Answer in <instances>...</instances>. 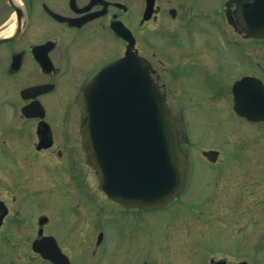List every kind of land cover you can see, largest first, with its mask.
I'll return each instance as SVG.
<instances>
[{"label": "flooded vegetation", "instance_id": "flooded-vegetation-1", "mask_svg": "<svg viewBox=\"0 0 264 264\" xmlns=\"http://www.w3.org/2000/svg\"><path fill=\"white\" fill-rule=\"evenodd\" d=\"M178 37L198 45L207 38L237 48L238 44L263 47L264 0H0V246L6 256L0 264H55L34 250L36 242H44L41 248L57 254L60 264H76V255L82 257V264L247 263H238V256L198 259L201 251L211 248L201 242L202 237L213 241L224 238L227 231L234 239L233 248H238V181L229 188L215 186L213 197L222 195L220 209L209 216L197 212L194 228L192 216L180 221V228L173 227L174 218L169 216L163 219L160 233L145 229L126 236L124 252L129 259H112L113 242L105 237L100 217L111 211L100 204L118 206L125 213L159 212L126 209L102 192L82 147L77 95L103 68L132 51L147 63L170 104L168 86L175 89L171 92L179 90L184 78L180 72L193 69L205 77L202 70L208 71L209 64L200 56L189 67L192 56L168 46L184 64L171 63L160 47ZM158 56L172 66L167 83L155 67L162 62ZM245 77L264 84L246 69L228 84L226 101L238 119L264 122L236 114L233 88ZM171 113L184 121L172 109ZM182 133L184 149L190 141L187 133L183 140ZM203 154L215 163L220 160L218 151ZM222 172L218 170L216 177ZM259 183L256 180L253 186ZM50 196L61 211H49L44 205ZM252 203L250 219L257 226L264 224V196H256ZM140 220L141 226L150 225L149 220ZM201 221L211 226L202 227ZM258 237L254 252H264V232ZM253 260L260 263V255Z\"/></svg>", "mask_w": 264, "mask_h": 264}, {"label": "rangeland", "instance_id": "rangeland-1", "mask_svg": "<svg viewBox=\"0 0 264 264\" xmlns=\"http://www.w3.org/2000/svg\"><path fill=\"white\" fill-rule=\"evenodd\" d=\"M197 43L192 40L183 41L181 37H178L174 42L165 41L160 47L169 61L178 66L184 64L178 59L180 54L168 51V46L179 47L187 52L188 56H192L193 61H188L189 67L197 64L195 59L200 56L207 59L209 63L206 67L208 71L202 70L207 72L205 77L198 75L193 69L181 71L180 74L184 78L179 90L175 93L171 92L170 90L174 88L170 86L167 90L169 107L178 118L184 117L185 129L182 138L184 140L183 136L187 133L188 142L190 141V144H184L190 160L186 189L173 203L156 211L159 212L158 214L139 213L138 210L125 213L118 206L101 205L98 199L101 209L111 211L100 218L104 223L106 239L113 242L112 259L114 260L130 258L124 251L126 236L131 233H138L145 229L160 233L163 229V219L169 216L174 218L173 227L180 228L183 226L180 221H184L186 217L192 216L195 221L197 212H205L206 216L217 213L222 202V195L213 197L215 186L226 185L225 187L229 188L233 181H238V248H233L234 239L227 235L229 233L227 231L224 238H216L213 241H207L206 237H202L201 242L204 244L207 242L211 248L209 251H201L198 259L215 255L216 258L228 256L233 260L234 256H238V263L246 261L248 264H264V252H254V245L259 242V233L264 232V224L257 226L254 224L256 220L250 219L254 211L252 202L256 196H264V122L247 123L238 119L232 112L231 102L226 101L230 97L228 84L232 83L237 75L239 77L245 73L246 69L264 80V46L238 44L237 48L233 44L207 38L199 45ZM235 56L239 59L234 62ZM157 58L162 62L155 67L159 70L163 83H167L169 79L166 78L170 77L169 69L172 66L164 57ZM191 74L194 75L189 77ZM205 151H218L219 162L215 163L209 159L210 155L204 156ZM218 170H223L220 177H216ZM256 180L261 182L259 187L253 186ZM55 199L50 196L44 200V205L49 211L62 210ZM141 218L149 220L150 225L141 226ZM197 224L196 227H200L199 223ZM206 224L208 225L201 221L202 227L211 226L209 222ZM195 225L196 221L193 228ZM261 243H263L262 240ZM4 252L0 246V260L6 258ZM257 254L260 255V263L253 260ZM105 257L103 253L100 257L102 262L107 260ZM81 259L82 257L76 255V264H82Z\"/></svg>", "mask_w": 264, "mask_h": 264}, {"label": "water", "instance_id": "water-1", "mask_svg": "<svg viewBox=\"0 0 264 264\" xmlns=\"http://www.w3.org/2000/svg\"><path fill=\"white\" fill-rule=\"evenodd\" d=\"M250 81L234 87L236 111L263 120L264 86ZM78 104L87 162L109 198L128 208L156 210L182 192L187 167L179 144L182 123L171 116L146 62L129 53L114 61L82 88Z\"/></svg>", "mask_w": 264, "mask_h": 264}]
</instances>
